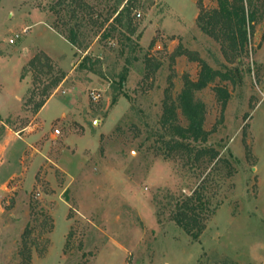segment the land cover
Returning a JSON list of instances; mask_svg holds the SVG:
<instances>
[{"label": "rangeland", "instance_id": "1", "mask_svg": "<svg viewBox=\"0 0 264 264\" xmlns=\"http://www.w3.org/2000/svg\"><path fill=\"white\" fill-rule=\"evenodd\" d=\"M244 4L238 47L218 0H0V264H264V0ZM204 63L230 79L199 87Z\"/></svg>", "mask_w": 264, "mask_h": 264}, {"label": "trees", "instance_id": "2", "mask_svg": "<svg viewBox=\"0 0 264 264\" xmlns=\"http://www.w3.org/2000/svg\"><path fill=\"white\" fill-rule=\"evenodd\" d=\"M219 9L214 11L215 15L221 16L223 19L228 21L231 26H234L235 29H231L230 39L233 45L241 47H245L248 41V31L253 27V23L256 21V11L251 9L248 5L246 9L244 0H234L232 3L230 0H218ZM249 4V3H248ZM80 5H83V2H80ZM124 9H126V5H124L121 9L116 8L114 13L117 15L114 17L115 21H119V17L122 15ZM237 32V35H235ZM66 39L71 42L73 45H77L78 43V35L75 30H72L69 36H66ZM217 75H221L224 79H230L228 74H221L219 71L214 70L211 66L204 63L202 66L201 74L197 85L199 87L206 86L210 81H212ZM62 79V76L57 79L55 85H57ZM225 98H227L228 94L225 91ZM47 100L42 101L37 106V110L39 111L46 103ZM182 107L189 119V125L186 128H181L182 134L184 137H187V134L192 136L196 140H205L206 132L203 129V108L204 105L202 103H196L191 95V92L186 90L182 94L181 97ZM172 118H165V123H172ZM184 219V218H183ZM196 219V218H195ZM182 219H179V223H182ZM188 228L187 224H183ZM190 230V228H188Z\"/></svg>", "mask_w": 264, "mask_h": 264}, {"label": "crops", "instance_id": "3", "mask_svg": "<svg viewBox=\"0 0 264 264\" xmlns=\"http://www.w3.org/2000/svg\"><path fill=\"white\" fill-rule=\"evenodd\" d=\"M64 39H65V37H64ZM67 40V39H66ZM71 44V43H70ZM49 101V100H48ZM47 101V102H48ZM47 102L45 103V105L40 109V111L46 106V104H47ZM5 113V112H4ZM10 114H12V113H5V115H10ZM13 114H15V113H13ZM1 115V114H0ZM2 116V115H1ZM0 124L1 125H5L6 126V123L4 122V121H2V120H0Z\"/></svg>", "mask_w": 264, "mask_h": 264}, {"label": "built area", "instance_id": "4", "mask_svg": "<svg viewBox=\"0 0 264 264\" xmlns=\"http://www.w3.org/2000/svg\"><path fill=\"white\" fill-rule=\"evenodd\" d=\"M138 16L140 17L141 16V14H138ZM59 131V130H58Z\"/></svg>", "mask_w": 264, "mask_h": 264}]
</instances>
